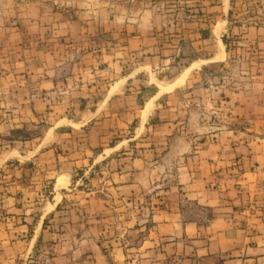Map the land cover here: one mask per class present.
Instances as JSON below:
<instances>
[{"label":"rangeland","instance_id":"obj_1","mask_svg":"<svg viewBox=\"0 0 264 264\" xmlns=\"http://www.w3.org/2000/svg\"><path fill=\"white\" fill-rule=\"evenodd\" d=\"M263 240L264 0H0V264H257Z\"/></svg>","mask_w":264,"mask_h":264},{"label":"crops","instance_id":"obj_2","mask_svg":"<svg viewBox=\"0 0 264 264\" xmlns=\"http://www.w3.org/2000/svg\"><path fill=\"white\" fill-rule=\"evenodd\" d=\"M137 38H139V37H134L133 39H137ZM186 236L187 237H190L191 235L190 234H198V229H197V226L196 225H192V224H188V225H186ZM190 232V233H189ZM248 240L249 239H247V241H246V243L248 242ZM256 247H258V249L259 250H262V248H264V240L263 241H261V242H256V246H254V245H248V247H247V249L248 250H256ZM260 252V251H259ZM259 254H261V253H259ZM263 257L261 256V255H259L255 260H253V261H258V263L257 264H261V263H259V262H262L263 261ZM245 262H249V263H251L252 262V259L250 260V258H249V260H244V264H245ZM262 264H264V263H262Z\"/></svg>","mask_w":264,"mask_h":264},{"label":"bare ground","instance_id":"obj_3","mask_svg":"<svg viewBox=\"0 0 264 264\" xmlns=\"http://www.w3.org/2000/svg\"><path fill=\"white\" fill-rule=\"evenodd\" d=\"M229 4L226 3V9L228 8ZM216 37L218 39V43L219 45L222 47V49H224V44L222 42V38L220 37L219 34V30H216ZM224 55H225V51L223 50ZM198 62V61H197ZM190 71V69L188 70V72ZM184 81H182L181 83H183ZM179 87V84H171V85H167V86H161L159 87V93L154 97L156 98L157 96L163 95L165 93H170L172 92L175 88ZM154 98L148 103L147 107H146V112L150 111L151 107H152V102L154 100ZM147 119V117H145V120Z\"/></svg>","mask_w":264,"mask_h":264},{"label":"trees","instance_id":"obj_4","mask_svg":"<svg viewBox=\"0 0 264 264\" xmlns=\"http://www.w3.org/2000/svg\"><path fill=\"white\" fill-rule=\"evenodd\" d=\"M203 69H205V70H206V69H207V67H204ZM15 132H20V131H15Z\"/></svg>","mask_w":264,"mask_h":264}]
</instances>
